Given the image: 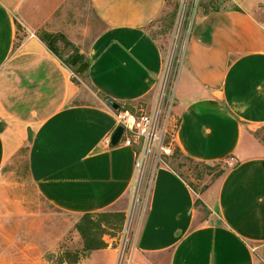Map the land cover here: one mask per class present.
<instances>
[{"label": "crops", "instance_id": "1", "mask_svg": "<svg viewBox=\"0 0 264 264\" xmlns=\"http://www.w3.org/2000/svg\"><path fill=\"white\" fill-rule=\"evenodd\" d=\"M65 2L0 0V172L26 140L37 192L57 211L81 216L111 209L130 194L136 150L111 144L119 123L106 100L136 104L157 88L164 55L148 27L167 0H87L90 23L99 27L85 74L99 102L76 100L84 89L21 21L22 10L37 3L47 14L39 26L63 30L77 44L79 37L62 26L69 11L54 18ZM228 3L196 13L173 96L175 145L196 161L230 159V165L198 192L158 165L133 264L137 253L145 264H258L264 258V0ZM114 250H93L78 264H115ZM98 252L111 257L103 263ZM0 258V264L22 259Z\"/></svg>", "mask_w": 264, "mask_h": 264}, {"label": "rangeland", "instance_id": "2", "mask_svg": "<svg viewBox=\"0 0 264 264\" xmlns=\"http://www.w3.org/2000/svg\"><path fill=\"white\" fill-rule=\"evenodd\" d=\"M229 1L167 0V9L149 25V32L162 48L165 68L153 94L141 100L140 103H136L137 106L132 110L144 108V110L150 111L159 106L162 115L163 113L171 115L169 122L170 134L165 139V144L172 146L173 153L167 155L162 149L154 146L153 150L143 157L142 166L138 167L136 171L129 196L110 209L123 211L125 218L122 229L116 230L109 227L106 230L104 229L106 232L103 236L107 243L109 242L108 237L120 238L123 229L131 232L130 240L139 233L148 210L153 177L158 165L172 164L198 191L203 190L210 183L217 180L230 165V159L203 163L192 161L184 155L174 157L177 147L174 141L175 130H173L178 118L174 108L177 102V94H175L172 102L174 82L183 66L186 44L196 13L208 12L216 6L219 8L227 6ZM37 6V3H33L32 7L29 5L23 9L21 21L24 22L26 27L30 26V28L36 29L39 35L46 31L59 33L56 39L51 38L50 40L53 42L56 52L62 58L61 63L69 72L71 80L84 89L76 100L99 102L101 97L88 83L86 71L77 73V66H71L69 63V58L76 51L82 54L80 62L87 60L88 45L99 27L98 23H90L94 15L88 6L87 0H67L64 4V11L61 7L54 8V11H56L54 13L55 19L61 17L65 11H69V23L64 22L62 26H69L72 37H79L77 44L72 42L63 30L51 32L47 29L48 27L45 29L44 25L39 26V22L45 19L43 15L47 16V14L44 13L45 8H37ZM55 19L51 24H56L57 20ZM25 25L19 23L20 27L25 28ZM21 38L23 39V36ZM21 42V39L17 40L18 45ZM3 123L1 122L0 128L3 127ZM28 152L29 143L25 140L16 151L9 155L0 172V257H21L22 259L17 260L15 264H34L35 261L41 259L47 260L51 264H78L81 259L87 258L90 253L84 250V239L76 228V223L81 216H73L57 211L41 197L31 180ZM102 224L104 225L105 222H102ZM107 247L113 248L114 245H111V247L107 245ZM97 254L95 259L103 263L111 257L110 254L105 252H98ZM137 255L134 264H145L139 258L138 253ZM162 258H160V261ZM258 264H264V258L262 259L259 256Z\"/></svg>", "mask_w": 264, "mask_h": 264}, {"label": "built area", "instance_id": "3", "mask_svg": "<svg viewBox=\"0 0 264 264\" xmlns=\"http://www.w3.org/2000/svg\"><path fill=\"white\" fill-rule=\"evenodd\" d=\"M173 101L174 96L172 98ZM135 109V111L132 109L116 110V118L119 125L124 127L119 144L135 147L137 171L138 167L142 166L143 157L148 155L154 146L162 149L167 155L173 152L172 146L165 144V139L170 134L169 122L171 115L165 113L162 115V110L159 106L150 111H146L144 108ZM176 127L177 123L173 130H176ZM126 231V229L122 230L120 238L108 237V245L110 247L114 245L113 248L117 252L115 264H133L134 261L135 252L138 248L139 233L130 240L131 232Z\"/></svg>", "mask_w": 264, "mask_h": 264}, {"label": "trees", "instance_id": "4", "mask_svg": "<svg viewBox=\"0 0 264 264\" xmlns=\"http://www.w3.org/2000/svg\"><path fill=\"white\" fill-rule=\"evenodd\" d=\"M217 9H219L218 6L213 8V10H217ZM58 36H59V33H50V32L46 31L40 35V38L60 58V56L58 55V53L55 50V46L53 45V42L50 40L51 38L56 39ZM76 52H78V51H76ZM60 59H62V58H60ZM140 102L141 101H139V103ZM133 105H135L134 102L121 103V109H133ZM178 155H184L188 159H190L192 161H196L195 159L185 155L181 151V149L177 146L174 157L175 156L177 157ZM198 162H202V161H198ZM215 162H219V161H215ZM203 163H207V162H203ZM168 166L171 167L181 177L184 178V176L177 169H175L172 166V164H168ZM226 170H227V168H226ZM225 171L223 172V174L225 173ZM188 184L195 191L198 192V190H196L191 183L188 182ZM195 204L197 206L204 205L203 201L200 198L196 199ZM124 218H125V213L123 211L119 212V211L110 210V209L97 211V212H89V213H85V214L81 215L79 221L76 223V228L78 229V231L80 232L81 236L84 239V250L87 252H91V251L96 250V249H101V248L107 247L108 243L105 241L104 236H103L104 233L106 232V231H104V229L106 230L107 227H109L111 229H116V230L122 229V226L124 223ZM102 222H105V224L103 225ZM103 226H105V227H103ZM101 228H102V232H101Z\"/></svg>", "mask_w": 264, "mask_h": 264}, {"label": "water", "instance_id": "5", "mask_svg": "<svg viewBox=\"0 0 264 264\" xmlns=\"http://www.w3.org/2000/svg\"><path fill=\"white\" fill-rule=\"evenodd\" d=\"M82 57V54L80 52H76L69 60V63L71 66H77V73H83L86 71L88 67V62H80ZM107 104L113 108L114 110H119L121 109V104L113 99H107L106 100ZM124 132V127L123 125H118L115 131L112 133L110 142L112 145H118L119 141L122 137V134Z\"/></svg>", "mask_w": 264, "mask_h": 264}]
</instances>
